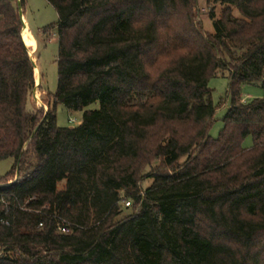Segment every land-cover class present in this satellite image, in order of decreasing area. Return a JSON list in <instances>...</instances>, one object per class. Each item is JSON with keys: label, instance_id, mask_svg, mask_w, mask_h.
Masks as SVG:
<instances>
[{"label": "trees", "instance_id": "obj_1", "mask_svg": "<svg viewBox=\"0 0 264 264\" xmlns=\"http://www.w3.org/2000/svg\"><path fill=\"white\" fill-rule=\"evenodd\" d=\"M16 1L0 0V264H264V0H205L225 5L211 33L198 0H45L46 110L29 107ZM218 75L230 106L212 138ZM256 82L263 96L241 101ZM57 104L80 124L58 126Z\"/></svg>", "mask_w": 264, "mask_h": 264}, {"label": "rangeland", "instance_id": "obj_2", "mask_svg": "<svg viewBox=\"0 0 264 264\" xmlns=\"http://www.w3.org/2000/svg\"><path fill=\"white\" fill-rule=\"evenodd\" d=\"M16 1V0H15ZM17 3V1H16ZM211 7L214 8L215 17L219 18L225 5L215 4L210 6L205 0L197 1V19L200 20L205 32L211 33L214 31L213 23L209 19ZM23 15L27 21V25L34 35H38V45L35 50V57L32 60L37 64V68H34V89L29 99L30 108L43 107L46 101L50 99V95H53L57 89V29L56 24L58 16L55 9L47 3L45 0H24ZM233 14L238 16L237 10H233ZM27 25H25L27 27ZM47 26H53L48 31L46 36H43L41 29ZM27 27V35L29 37L28 49L31 52L33 50L34 39L31 36ZM41 35V36H40ZM35 47V46H34ZM27 48V47H26ZM37 70V71H36ZM39 77V82H37ZM228 79L226 75H218L212 77L208 81V87L211 89V99L213 104L216 105V111L213 116V122L209 130V136L216 138L223 128V116L230 106V98L227 96ZM263 96V89L261 83H246L240 87V99L241 101L248 102L255 98H261ZM45 105H44V104ZM98 104H92L88 109L97 108ZM81 113H70L65 107L60 104L56 105V122L58 126L67 127L73 126L76 120L80 119ZM260 141H264V136ZM253 146L251 136H247L242 141V147L250 149ZM181 159L180 161H182ZM13 160L11 158L0 160V177L4 176L12 167ZM151 181H145L142 184V189L149 186ZM126 205L121 204L122 215L129 213L130 209L125 208Z\"/></svg>", "mask_w": 264, "mask_h": 264}, {"label": "crops", "instance_id": "obj_3", "mask_svg": "<svg viewBox=\"0 0 264 264\" xmlns=\"http://www.w3.org/2000/svg\"><path fill=\"white\" fill-rule=\"evenodd\" d=\"M23 19L25 20V17H24V15H23ZM25 22H26V25H27V21L25 20ZM27 27H28V25H27ZM26 27V28H27ZM28 29H29V32H30V34H31V36L33 37V39H34V45H33V50L30 52L29 51V49H28V45L26 46L27 47V50H28V53L30 54V56H31V58H33V57H35V50H36V47H37V45H38V35L36 36V35H34L33 34V32L30 30V28L28 27ZM43 36H46V34H42ZM41 36V35H40ZM30 40V39H29ZM35 46V47H34ZM37 65V64H36ZM37 67V70L39 71V69H38V66H36ZM70 113H79V112H70ZM81 113V112H80ZM81 118H82V113H81V116H80V119H78V120H76V123H75V125H73V126H76V125H78V124H80V122H81ZM73 126H68V127H73Z\"/></svg>", "mask_w": 264, "mask_h": 264}, {"label": "bare ground", "instance_id": "obj_4", "mask_svg": "<svg viewBox=\"0 0 264 264\" xmlns=\"http://www.w3.org/2000/svg\"><path fill=\"white\" fill-rule=\"evenodd\" d=\"M22 35H23V41L25 43V45L27 46L28 42H29V37L27 35V28L26 26H24V28L22 29ZM36 69V68H35ZM37 71V70H36ZM38 79L37 82H39V77L36 78Z\"/></svg>", "mask_w": 264, "mask_h": 264}, {"label": "built area", "instance_id": "obj_5", "mask_svg": "<svg viewBox=\"0 0 264 264\" xmlns=\"http://www.w3.org/2000/svg\"><path fill=\"white\" fill-rule=\"evenodd\" d=\"M123 204L126 205V206H129V201H125V202H123ZM58 230H59L60 232H62V233H65V232L68 231V229H67L65 226H59V227H58Z\"/></svg>", "mask_w": 264, "mask_h": 264}, {"label": "water", "instance_id": "obj_6", "mask_svg": "<svg viewBox=\"0 0 264 264\" xmlns=\"http://www.w3.org/2000/svg\"><path fill=\"white\" fill-rule=\"evenodd\" d=\"M20 15H21L22 23H23V28H24V26L26 25V22L23 19V15H22L21 11H20ZM29 56H30V54H29ZM30 58H31V56H30ZM31 60H32V58H31ZM32 62H33L34 68H37L35 62L33 60H32Z\"/></svg>", "mask_w": 264, "mask_h": 264}]
</instances>
